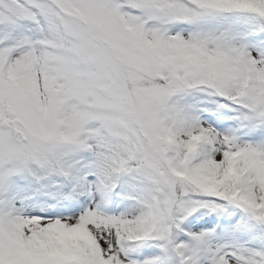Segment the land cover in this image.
<instances>
[{
    "label": "snow or ice",
    "instance_id": "snow-or-ice-1",
    "mask_svg": "<svg viewBox=\"0 0 264 264\" xmlns=\"http://www.w3.org/2000/svg\"><path fill=\"white\" fill-rule=\"evenodd\" d=\"M0 264H264V0H0Z\"/></svg>",
    "mask_w": 264,
    "mask_h": 264
}]
</instances>
